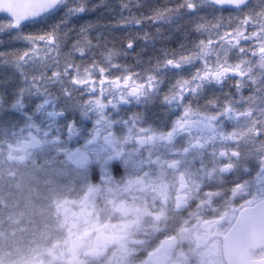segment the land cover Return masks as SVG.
<instances>
[{
	"label": "snow or ice",
	"instance_id": "obj_1",
	"mask_svg": "<svg viewBox=\"0 0 264 264\" xmlns=\"http://www.w3.org/2000/svg\"><path fill=\"white\" fill-rule=\"evenodd\" d=\"M0 46V151L73 177L109 264L145 217L164 239L136 264H213L222 220L264 230V0H0Z\"/></svg>",
	"mask_w": 264,
	"mask_h": 264
},
{
	"label": "flooded vegetation",
	"instance_id": "obj_2",
	"mask_svg": "<svg viewBox=\"0 0 264 264\" xmlns=\"http://www.w3.org/2000/svg\"><path fill=\"white\" fill-rule=\"evenodd\" d=\"M5 150L7 149L3 151V159H5ZM14 152L10 153L7 162L9 165L29 164L39 168L41 178L38 179L40 182L36 180L35 183L30 184V187L23 188L15 182L19 179L16 176L17 171L8 167L5 170L0 168V264H109L119 244L113 242L114 238L111 236H101L98 239L97 232L92 247L84 252L80 262L79 258L71 259L69 262L63 261L60 252L51 250L58 240L57 237L60 236L59 232L62 233L57 229L62 227L60 221L62 215L53 209L43 210L36 205L44 207V198L59 188L65 192V198L79 200L80 189L78 186H73V177L68 172L53 170L44 165L39 157L35 158V162L30 163L28 159L20 158L22 153L14 154ZM4 165L3 161L0 162V166ZM29 195L33 197L32 202L29 200ZM52 195L56 202L58 198L55 194ZM76 211L75 217L79 214V211ZM174 227L175 224L170 223L168 230ZM218 228L219 231L210 235L203 246L210 250L213 264H229L224 251L225 241L229 235L227 231L229 224L226 220H222ZM163 239L160 233L152 234L150 218L145 217L142 229L140 231L133 229L129 237L128 247L132 250V255L128 258L127 264H136L139 257L143 256L145 246H157ZM38 249L40 250L35 252ZM188 249L187 242H178L166 251L170 258H176L184 256ZM100 250L104 253L100 254ZM91 252L93 255L89 256L88 253ZM250 258L254 261L264 260V248L252 250Z\"/></svg>",
	"mask_w": 264,
	"mask_h": 264
},
{
	"label": "rangeland",
	"instance_id": "obj_3",
	"mask_svg": "<svg viewBox=\"0 0 264 264\" xmlns=\"http://www.w3.org/2000/svg\"><path fill=\"white\" fill-rule=\"evenodd\" d=\"M108 1V0H107ZM119 3V0H117ZM3 47L6 46H0V50H3ZM17 47H22L21 45H17ZM6 154L4 156V166H0V168L3 170L8 167L10 170L13 169L17 171L18 180L15 182H18L17 185L20 187H30L32 183H35L40 177V169L34 168L33 166L29 164H15L9 165L7 162L9 161L10 152L9 150H5ZM14 154H19L17 152H14ZM28 162L32 163L35 162V158L28 159ZM7 163V164H6ZM7 165V166H6ZM20 165V166H19ZM29 165V166H28ZM0 169V170H1ZM15 176V177H16ZM41 178V177H40ZM55 194L58 198L56 202H54L53 195ZM65 192L62 190V188H59L57 190H54L50 192L49 195H47L44 198L43 203L44 207H40V205H36L39 208L43 210L53 209L54 211H58L57 213L61 214V226L57 227L58 231H62V233L59 232L60 236L57 237V241L54 246L51 247L52 249H55L56 252H60L63 261L69 262L71 259L79 258L82 260V256L84 252L91 248L93 245V238L95 236V231H90L88 228V225L83 222V220H80L78 222H74L75 215L77 213L76 210L79 211L78 208V202L79 200H71L70 198L64 197ZM33 197L29 195V200L32 202ZM51 206L53 208H51ZM102 215H107V213H104ZM117 219L113 217V223H116ZM60 224V223H59ZM65 228V229H64ZM60 229V230H59ZM66 230V231H65ZM64 231V232H63ZM40 249H38L35 252H38ZM49 250V249H48ZM49 253V251H46Z\"/></svg>",
	"mask_w": 264,
	"mask_h": 264
},
{
	"label": "water",
	"instance_id": "obj_4",
	"mask_svg": "<svg viewBox=\"0 0 264 264\" xmlns=\"http://www.w3.org/2000/svg\"><path fill=\"white\" fill-rule=\"evenodd\" d=\"M263 247L264 230H261L257 225L249 224L228 235L224 250L229 264H264V260L256 262L249 258L252 249ZM103 253L104 251L100 250V254ZM88 254L92 256L93 252Z\"/></svg>",
	"mask_w": 264,
	"mask_h": 264
},
{
	"label": "trees",
	"instance_id": "obj_5",
	"mask_svg": "<svg viewBox=\"0 0 264 264\" xmlns=\"http://www.w3.org/2000/svg\"><path fill=\"white\" fill-rule=\"evenodd\" d=\"M104 2L107 3V4H110L112 6L118 5V1L117 0H108V1L107 0H104ZM143 2L145 4H161L162 5V4L166 3V2H168V0H143ZM147 11H148L147 8L142 9V12L145 13V14L147 13ZM109 15H110L109 12H102V13L101 12H97V13L92 14V17L91 18L92 19H96L97 17H102L101 22L102 23H107L108 22V16ZM145 30L146 31H150L151 30L150 26H149V28H146ZM162 31H164V29H162ZM114 35H115V37L117 39L114 40L113 42L114 43H119V42H122L124 40V38L126 37L127 33H124V32H116V33H114ZM156 46L157 47H160L161 44L158 43ZM137 51L139 52V51H141V49L138 48ZM2 156H3V151H0V162L4 161V159H3Z\"/></svg>",
	"mask_w": 264,
	"mask_h": 264
}]
</instances>
